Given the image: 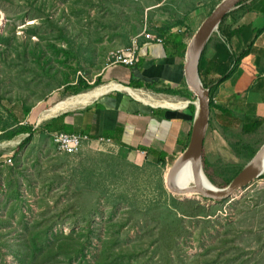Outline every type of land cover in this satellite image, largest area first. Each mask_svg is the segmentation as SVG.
<instances>
[{"label": "rangeland", "instance_id": "374dc122", "mask_svg": "<svg viewBox=\"0 0 264 264\" xmlns=\"http://www.w3.org/2000/svg\"><path fill=\"white\" fill-rule=\"evenodd\" d=\"M221 1L0 0V33L6 38L0 42V54L8 57V62L0 63V90L12 100L18 120L40 130L49 120L37 124L40 114L50 109L47 103L55 95L50 107L111 82L103 79L93 84L107 67L119 65L110 62L112 52L135 43L141 47L143 35H156L162 26L172 28V34H185L187 45ZM29 39L42 41L45 50L34 45L25 49L23 43ZM78 77L93 87L71 95L57 85V81L76 85ZM150 90L142 91L157 100L170 97L194 102ZM22 102L29 109L27 116ZM226 121V116L211 111L204 142L203 171L217 188L227 186H223L225 181L264 144V124L246 136L239 124L226 130L231 125ZM14 125L1 106L0 135L2 129ZM26 137L0 141V153L12 155ZM173 162L171 158L166 166L158 165L157 158L122 156L86 141L75 154L59 153L52 138L35 134L17 158L0 167V264L41 263L39 252H19L27 250L24 240L49 226L47 230L61 237L83 229L91 236L87 259L94 263L103 261L101 240L107 234L115 239L111 240L110 264H164L162 256L167 250L173 251L176 260L189 264H264V174L223 203L192 199L206 208L207 217L185 219L187 232L176 238L172 248L159 246L158 230L155 223L144 219L146 212L129 213L124 195L141 209L166 201L159 188L162 182L166 184ZM45 243L40 236L33 249L46 250Z\"/></svg>", "mask_w": 264, "mask_h": 264}, {"label": "crops", "instance_id": "0c3cea01", "mask_svg": "<svg viewBox=\"0 0 264 264\" xmlns=\"http://www.w3.org/2000/svg\"><path fill=\"white\" fill-rule=\"evenodd\" d=\"M239 8L242 12L227 17L221 33L216 32L212 37L201 58V68L214 60L226 62L233 57L231 68L234 69L220 82L213 97L219 108L216 111L226 116L228 124L234 122L233 118L238 121L259 119L264 124V0H249ZM138 55L139 62L129 68L107 67L103 79L123 84L121 81L127 82L132 77L157 84L159 88L175 89L185 85L183 58L173 55L171 46L144 41ZM113 90L82 108L60 113L50 124L54 129L63 128L60 132L87 135V144L116 151L122 156L149 155L157 160L162 156L167 163L171 158L175 160L189 142V111L184 107L148 106L126 90ZM160 99L179 101L170 97ZM220 109L230 115L221 113ZM3 162L0 161L4 166Z\"/></svg>", "mask_w": 264, "mask_h": 264}, {"label": "trees", "instance_id": "16d2710c", "mask_svg": "<svg viewBox=\"0 0 264 264\" xmlns=\"http://www.w3.org/2000/svg\"><path fill=\"white\" fill-rule=\"evenodd\" d=\"M246 1H249V0H243L242 2H240L238 5V8ZM236 12L241 13L242 10H240V8L237 9L236 11L234 10L223 18L217 30L219 33H221L222 31V24L226 20V18L234 17V13ZM181 24H183L182 21L178 25H181ZM172 30H173L172 28H169L167 26L158 27L156 30V35L152 36L151 33L144 34L143 35L144 41L152 42V43L155 42L157 44V39H159L161 40V45L171 46L173 48V55H176L179 58H183V55L186 49V43L184 42V39L186 40L185 34H172L171 32ZM186 31H188V29ZM211 39H212V36L210 37L203 53L201 54V57L199 60L198 72H199V77H201V80L203 82V85L206 88L211 86L210 106H211V111H216V110H219V108H217L213 100L215 91L217 90L220 82L226 80L231 75L234 68H231V65L233 64V57H230L229 60L226 62H223L220 60H214L212 61L211 64H207L204 69L201 68V58L208 44L210 43ZM4 41H6L4 33H0V42H4ZM34 42L35 41H32L30 39L27 40V42L23 43L24 48L28 50L29 48L32 47V45H34L35 47H37V49L41 51H42V47L43 49L45 48L42 41L40 43H37V42L34 43ZM138 56L139 55L137 54L135 63L139 62ZM7 59H8L7 56H5L4 54H0V63L8 62ZM236 60L238 62L239 58H237ZM13 61H14V58H13ZM119 65H122L123 67H126V68L130 67L129 65H125V64H119ZM119 79L122 80L121 78ZM102 81H103V74L98 75L95 78V81L93 84L98 85ZM57 82H59L57 84L59 85L58 86L59 88L60 87H63V89L65 88V92L71 95L80 94L81 91H84V90H87L93 87V85H90L86 81V79H84L83 77H78V81L76 85H73V84L64 85V83L60 81H57ZM216 82L218 83L215 84ZM121 83L129 86V88H135V89L146 88V89H151L157 92H163L169 95L185 97L189 100H195L194 95L186 89L185 85L179 88H175V89L174 88H159L157 84L144 83L141 80L134 79L132 77L130 78L129 81L127 82L121 81ZM55 97L47 103L49 104L47 108H49L52 101L56 99ZM12 105H13L12 100L7 98L6 94L2 90H0V107L2 106V108L7 112L9 116L12 117V119L15 122L14 126L2 129L4 134L0 135L1 136L0 141L12 140L17 136L25 135V134H27V137L14 149V153L12 155L3 157L4 154L0 153L1 162L3 160H6V158L11 159V160H14L15 158H17L19 151H21L25 147V145H27L28 143L32 141L35 134L38 133L40 138H46V137L52 138V136L55 133H59L63 129V128L54 129L52 127L53 125H51L50 123L53 122L55 118L43 124L40 130L34 129V127L32 125H29L27 122L23 124L22 122L18 120L17 116L14 114L13 110L11 109ZM22 111L25 116H27L29 113V109L26 107V105L23 102H22ZM188 111L191 115V123H192L194 112H195V106L190 104L188 106ZM220 111L221 113L225 115H230V112L224 109H220ZM233 121L234 122L231 123V125H226L225 129L229 130V128H232L231 126L239 124L241 133L246 136L256 133L258 129L260 128V126L262 125L259 119L246 118L244 120L238 121V120H234L233 118ZM142 151H145V150L142 149ZM148 157L150 156L148 155L147 158ZM1 164L2 163H0V167L1 166L3 167V165ZM157 164L166 166L167 165L166 158L159 156L157 160ZM242 168L243 166L239 167L238 170L232 175V177L225 181L226 183L223 184V186L228 185V183L231 182V180L241 171ZM159 190H160L161 196H164L166 198V201L163 204L160 203L157 205H152L144 209H141L137 205V202H133L132 200L128 201L129 198L127 197V195H124L122 197L128 204H130V207H129L130 214H133L134 216L136 214L146 212L144 214L146 218L144 219L146 221L155 223V226L158 230L160 241H161L159 246L164 245L166 247L169 246L170 248H172L175 245L176 238L182 236L184 233L187 232L185 228L186 225L184 224V220L185 219H188V220L205 219L207 217V212H206V208L203 207L199 201L189 200V199L180 201L177 197H174L173 195H171L166 187V184H164L163 182L162 184H160ZM224 201H222L221 203H223ZM115 204H118V202H115ZM49 228L51 227L49 226L43 230H38L35 237L24 240L23 243L25 246H27V250L20 251L19 253L22 254V252H28L31 255H33L36 252H39L38 254H40L41 263H36V264H42L43 262L49 261V260H51L49 261L50 262L49 264H110V261L112 258L111 250L114 247V244L111 240H115L111 236L107 234L103 236L101 240L102 248L100 249V253L102 255L103 261H100L99 263H94V261H90L87 259L88 250H89L88 248L89 246L92 245L91 236L89 234L85 235V231H83V229H80V230L78 229L77 231L73 230L69 236L61 237L62 235H58V234L54 236V234L51 233V230H47ZM89 233L92 234V231H90ZM40 236L41 238L43 237L46 240V243H45V247L47 248L46 250L40 247H38L37 250L33 249L37 240L40 239ZM121 250H125V249L121 248ZM132 250H134L137 253L136 248H133ZM129 260H132V258L129 257ZM162 260L164 264H178V262L180 264H186V263L189 264L188 261L183 262V260H176L173 256V251L171 250H167L164 252L162 256ZM37 261L38 260H36V262ZM135 264H138V263H135Z\"/></svg>", "mask_w": 264, "mask_h": 264}, {"label": "water", "instance_id": "95a60500", "mask_svg": "<svg viewBox=\"0 0 264 264\" xmlns=\"http://www.w3.org/2000/svg\"><path fill=\"white\" fill-rule=\"evenodd\" d=\"M242 1L243 0H222L209 16L202 21L191 37L184 52L182 64L184 83L186 89L195 97L194 102L188 101L186 105L187 107L190 104L194 105L195 112L189 143L174 160L166 176V187L168 191L173 194V196H178L183 200L202 198L211 200L214 203H220L236 196L238 192L247 188L252 181L264 174L263 144L252 159L224 188L212 186L209 180L211 184L204 183V177L206 176L203 171V155L204 142L211 114V86L206 88L203 85L201 77H199V60L210 37L217 32L223 18L237 9L239 3ZM40 123L41 121L38 120L37 124ZM186 165L190 166L193 173L194 184L192 185H180L177 183V176Z\"/></svg>", "mask_w": 264, "mask_h": 264}, {"label": "bare ground", "instance_id": "6f19581e", "mask_svg": "<svg viewBox=\"0 0 264 264\" xmlns=\"http://www.w3.org/2000/svg\"><path fill=\"white\" fill-rule=\"evenodd\" d=\"M113 89H122L126 90V92L132 94L137 99L141 100L142 102L149 104L151 106H164L169 108H183L186 106L187 102L185 101H177L172 102L169 100H157L153 97H150L147 95V93H144L142 90H134V89H128V86H124L122 84H118L115 81H111L109 83H104L100 86H96L93 89H90L88 91L82 92L80 95L62 101L60 103L54 104L51 107H49V110H46L40 114L39 120L44 121L47 119H50L54 116L59 115L60 113H63L65 111L73 110L76 108H82V106L90 103L92 100L97 98L98 96L102 95L105 92H108ZM146 92V91H145ZM177 100V99H176ZM242 120V119H241ZM3 146V145H2ZM1 147V146H0ZM167 181V180H166ZM177 183L180 185H192L193 182V173L189 165H186L178 174L177 176ZM204 183L205 184H211L209 183L208 179L204 177ZM214 186L213 184H211Z\"/></svg>", "mask_w": 264, "mask_h": 264}, {"label": "built area", "instance_id": "2783aa9c", "mask_svg": "<svg viewBox=\"0 0 264 264\" xmlns=\"http://www.w3.org/2000/svg\"><path fill=\"white\" fill-rule=\"evenodd\" d=\"M148 36V35H147ZM157 43H161V40L157 39ZM139 47L135 43L131 47L125 50H116L111 53V63H119L125 65H133L136 61ZM187 106V105H186ZM87 135L81 134H68V133H55L52 136V142L56 145L59 153L75 154L79 151L83 142L87 141ZM101 140V139H100ZM11 159L4 160V163L10 164Z\"/></svg>", "mask_w": 264, "mask_h": 264}]
</instances>
